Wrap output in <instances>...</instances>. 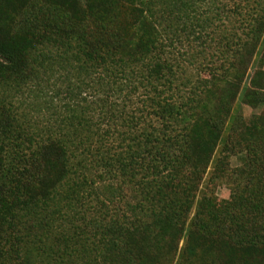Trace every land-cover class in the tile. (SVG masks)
<instances>
[{
	"label": "trees",
	"instance_id": "1",
	"mask_svg": "<svg viewBox=\"0 0 264 264\" xmlns=\"http://www.w3.org/2000/svg\"><path fill=\"white\" fill-rule=\"evenodd\" d=\"M55 77L145 115L103 136ZM263 105L264 0H0V264H264Z\"/></svg>",
	"mask_w": 264,
	"mask_h": 264
},
{
	"label": "rangeland",
	"instance_id": "2",
	"mask_svg": "<svg viewBox=\"0 0 264 264\" xmlns=\"http://www.w3.org/2000/svg\"><path fill=\"white\" fill-rule=\"evenodd\" d=\"M219 2V0H217ZM222 2V1H221ZM206 9L207 7L204 6ZM183 49V48H182ZM259 54L256 56L253 66L251 67L248 77L252 76L254 70L257 67V61L259 59ZM204 80H207V76H203ZM74 81V80H72ZM52 85L49 87L48 96L45 99H51L53 106L59 111L58 107L64 103H70L73 96L77 94H82V98L86 99V101H82L81 98L76 100V103L80 102L81 106L77 107L78 111H85L83 107L88 106L86 110L89 113H93V115L100 119L101 128L99 129L101 135L106 136L111 130L120 129L121 127L118 124H123V122L129 123V117L131 115L137 116L138 111L145 115V108L143 106L144 97L141 96L140 93L133 92L132 89H128L125 85H120L121 89L112 84V81L106 79L105 81L97 80L96 77L93 80L88 82V86H81L79 90L75 89L70 85L67 81L64 80L63 77H55L52 79ZM106 99L108 104L111 106L108 108L100 102L101 100ZM41 103V101H40ZM87 103V104H86ZM239 103L236 104L235 107H238ZM42 113H45L47 118H54L53 110H45L44 107H39ZM240 110L244 119H249L251 115L259 114L264 112V105L253 110L247 106H240ZM87 111L85 112L86 115ZM102 117L105 119L102 120ZM125 120V121H124ZM116 124V125H114ZM218 154L216 153L215 157ZM231 167H235L238 165L237 160L232 157L230 159ZM207 179L203 183L206 184ZM216 197L221 199H227L229 195V189L225 184H219L215 190ZM129 197V195L127 196ZM129 199V198H128ZM131 202V199H130Z\"/></svg>",
	"mask_w": 264,
	"mask_h": 264
}]
</instances>
